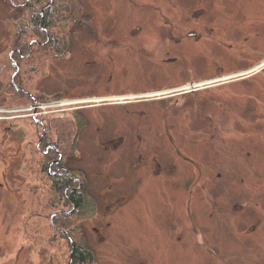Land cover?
I'll return each mask as SVG.
<instances>
[{
  "label": "rangeland",
  "instance_id": "374dc122",
  "mask_svg": "<svg viewBox=\"0 0 264 264\" xmlns=\"http://www.w3.org/2000/svg\"><path fill=\"white\" fill-rule=\"evenodd\" d=\"M79 1L93 32L75 30L69 52L26 75L23 92L44 100L36 116L14 94L21 52L8 50L0 0V264L69 253L68 227H49L58 209L31 121L69 109L88 120L68 167L92 199L76 222L95 264H264V0H212L197 16L207 0ZM100 191L124 200L107 212Z\"/></svg>",
  "mask_w": 264,
  "mask_h": 264
},
{
  "label": "trees",
  "instance_id": "16d2710c",
  "mask_svg": "<svg viewBox=\"0 0 264 264\" xmlns=\"http://www.w3.org/2000/svg\"><path fill=\"white\" fill-rule=\"evenodd\" d=\"M25 1L13 0L15 7L9 4V0H5V3L11 8V16L9 19L3 20L9 41L8 50H19L21 52L20 56L16 53L12 56L20 66L18 75L14 77L12 84L18 89L17 92L14 91V94L20 101L19 106L32 104L31 96L37 102L44 101L40 96L34 94L28 96L22 91L25 90L24 87L28 85L31 79L30 76L26 75L40 72L44 56H52V58L62 56L69 52L71 48L70 37L75 30L86 29L92 33L94 29L90 17L84 15L79 0H28L27 4L23 6ZM47 40L48 43L45 45H36L33 42L31 55L25 59L21 58V56L28 54L30 41H37L42 44ZM9 67L15 69L13 64ZM51 100L53 99H49V102ZM69 114H71L68 115L69 117L62 114L53 117L50 121L47 119L49 121L48 133L40 149L45 150L47 144L56 146L62 157L59 166L66 167L69 179H76L71 183L64 171L59 173L60 176L52 177L48 175L49 161L59 159L57 152L54 150H50L45 156L38 154L35 157V166L37 173L47 183L49 194L47 206L53 210L71 206L64 197L65 186L71 184L73 189L67 190L66 194L76 207L75 209L80 211L92 199L85 190L86 181L83 174L70 169L68 164L69 160L75 157L78 152L77 139L80 132L88 126V120L82 111L76 110ZM50 171H54V167ZM78 181L81 182V187L78 186ZM78 211L66 217H54L52 225L48 222L49 227L53 229L54 227L57 228L60 220L69 230L66 234H58L60 239L65 238L70 245L68 255L64 259L62 258L64 261L59 264H95L96 262L94 251L87 245L82 224L76 222ZM69 227L72 229L70 230ZM70 251H72L71 256Z\"/></svg>",
  "mask_w": 264,
  "mask_h": 264
},
{
  "label": "flooded vegetation",
  "instance_id": "af4514ba",
  "mask_svg": "<svg viewBox=\"0 0 264 264\" xmlns=\"http://www.w3.org/2000/svg\"><path fill=\"white\" fill-rule=\"evenodd\" d=\"M50 4V3H49ZM196 16H197V13H196ZM33 42H34V44H36V45H45V44H47L48 43V40L45 42V43H39V42H37V41H31V43L30 44H33ZM28 48H29V45H28ZM31 53H32V46H31V51H30V55H31ZM28 54H29V52H28ZM27 54V56L26 57H28V56H30V55H28ZM25 56H23V57H21L22 59H25L26 57ZM245 76V77H244ZM244 76H242L241 78H246V77H248V76H252V74H245ZM200 91V90H199ZM194 92H198V89H194V90H192V91H187V92H185V93H183V95H186V94H191V93H194ZM28 96H31V95H29V94H27ZM31 100L33 101V106H35V107H38V106H43V105H40L41 104V101H39V102H37V101H35V99H34V97L33 96H31ZM87 106H91L90 104H88ZM87 106L85 107V109L87 108ZM80 108H84V107H80ZM37 109H35V111H36ZM69 110H71V111H75V109H69ZM36 114V113H35ZM39 114V113H38ZM38 114H36V116L38 115ZM35 116V117H36ZM38 118H40V119H35V118H32L31 119V121H32V123L34 124V126L36 127V128H38V130H40V132H39V138H38V145H39V152L42 154V156H45V155H47V153L50 151V150H54L55 152H57V155H58V158L59 159H56V160H51V161H49V163H48V170H49V168L51 169V168H53L54 167V175L52 176V177H55V176H60V172H62V171H64L65 173H66V176H67V179L68 180H70V182L72 183L73 182V180H75L76 178H74V179H69V175H68V173H67V169H66V167H64V166H59V164H60V160H61V155H60V152L58 151V149H57V147L56 146H54V145H51V144H47L46 145V149L45 150H41L40 149V146L42 145V142H43V140H44V138L46 137V135H47V133H48V128H49V121H48V123H47V117H45V113L43 114V115H40ZM117 144H116V146H119L120 144H121V142L120 141H115ZM113 143V141L111 142V143H109L108 142V144H112ZM115 147V146H114ZM48 148V149H47ZM50 148V149H49ZM159 169V165L158 164H156V170H158ZM169 170L170 169H167L166 171L168 172V173H170L171 174V172H169ZM78 186L79 187H81L82 186V184H81V182H79L78 181ZM73 189V187H72V185L70 184V185H66L65 186V189H64V197H65V199H67L68 200V202L70 203V205H71V207H70V209L69 210H63V207H60L56 212H54V213H52L53 215H51L50 216V218H49V223H50V225H52V219L54 218V217H56V216H62V217H66V216H69L71 213H73V212H77L78 211V209H75L76 207L74 206V204L73 203H71V200L69 199V197H68V195L66 194V192H67V190H72ZM85 190H86V192H87V186H86V184H85ZM88 193V192H87ZM100 195L103 197V198H100V199H98V201L100 202V200H101V203H102V206H104V209H106L107 210V212L108 211H111V212H114L115 211V209L117 208V205H120L118 202H117V200L118 199H123V198H121V197H116V199L113 201V200H110L109 199V197H107V196H105V195H103V193H102V191H100ZM124 200V199H123ZM86 207V206H85ZM84 207V208H85ZM120 207V206H119ZM107 212H105L104 213V215H105V217H108V213ZM53 229H55L56 231H63V229H61V228H56V227H54Z\"/></svg>",
  "mask_w": 264,
  "mask_h": 264
},
{
  "label": "crops",
  "instance_id": "0c3cea01",
  "mask_svg": "<svg viewBox=\"0 0 264 264\" xmlns=\"http://www.w3.org/2000/svg\"><path fill=\"white\" fill-rule=\"evenodd\" d=\"M209 2V3H208ZM212 2V0H207V3L204 5V4H196L199 9L196 11V13H199L201 12V10H204L206 6L210 5ZM185 6L187 7H195V4H188V2H185ZM205 6V7H204ZM213 4L210 5V9L212 8ZM261 66V65H260ZM260 66H257V67H254L252 69L249 70V72L247 73H244L245 74H252V75H255L256 73L260 72L261 71V68Z\"/></svg>",
  "mask_w": 264,
  "mask_h": 264
},
{
  "label": "water",
  "instance_id": "95a60500",
  "mask_svg": "<svg viewBox=\"0 0 264 264\" xmlns=\"http://www.w3.org/2000/svg\"><path fill=\"white\" fill-rule=\"evenodd\" d=\"M9 1L12 3V0H9ZM27 1H28V0L25 1V4H24L23 6H25V5L27 4ZM31 46H32V44H29V54H28V55H30ZM11 54H13V53H11ZM12 63H13V65H14L15 68H16L15 73H13V75H12V77H11V80H12V83H13V78L18 74V72H19V67H18L16 61H13V60H12ZM188 89H189L190 91L194 90L193 85L191 84V85L189 86ZM37 147H38V146H37ZM71 254H72V251H70V256H71Z\"/></svg>",
  "mask_w": 264,
  "mask_h": 264
},
{
  "label": "bare ground",
  "instance_id": "6f19581e",
  "mask_svg": "<svg viewBox=\"0 0 264 264\" xmlns=\"http://www.w3.org/2000/svg\"><path fill=\"white\" fill-rule=\"evenodd\" d=\"M147 95H152V94H147ZM140 96V95H139ZM139 96H132L131 98H127V99H135V98H138Z\"/></svg>",
  "mask_w": 264,
  "mask_h": 264
},
{
  "label": "built area",
  "instance_id": "2783aa9c",
  "mask_svg": "<svg viewBox=\"0 0 264 264\" xmlns=\"http://www.w3.org/2000/svg\"><path fill=\"white\" fill-rule=\"evenodd\" d=\"M42 109H43V108H42L41 106H38V107H37V110H36V111H37L36 114H37L40 110H42Z\"/></svg>",
  "mask_w": 264,
  "mask_h": 264
}]
</instances>
